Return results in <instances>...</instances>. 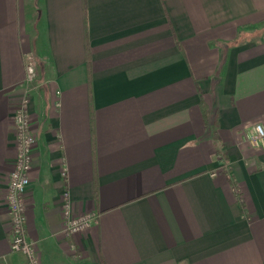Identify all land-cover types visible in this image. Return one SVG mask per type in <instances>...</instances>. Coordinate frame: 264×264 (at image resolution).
Wrapping results in <instances>:
<instances>
[{"label": "crops", "instance_id": "1", "mask_svg": "<svg viewBox=\"0 0 264 264\" xmlns=\"http://www.w3.org/2000/svg\"><path fill=\"white\" fill-rule=\"evenodd\" d=\"M25 54L40 264H264V0H0V264Z\"/></svg>", "mask_w": 264, "mask_h": 264}, {"label": "built area", "instance_id": "2", "mask_svg": "<svg viewBox=\"0 0 264 264\" xmlns=\"http://www.w3.org/2000/svg\"><path fill=\"white\" fill-rule=\"evenodd\" d=\"M25 79L24 88L20 93L18 105L13 117V129L15 132L17 146V156L15 168L11 170L9 176L8 193L5 196L8 210L11 215V249L14 252H21L26 257L25 264H40L36 248L27 237L26 228V203L25 196L29 188L30 172L33 166V151L38 143V138L32 129V119L30 112V93L37 79L35 62L30 55L25 54ZM251 142L254 146H264V128L257 125L253 128ZM64 222L66 233L75 235L89 230L95 219L92 213H74L71 202L64 203Z\"/></svg>", "mask_w": 264, "mask_h": 264}]
</instances>
